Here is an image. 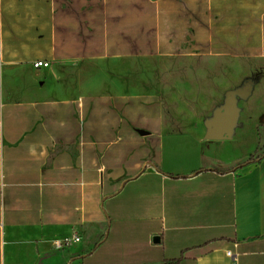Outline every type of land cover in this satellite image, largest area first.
Returning <instances> with one entry per match:
<instances>
[{
	"label": "crops",
	"instance_id": "obj_1",
	"mask_svg": "<svg viewBox=\"0 0 264 264\" xmlns=\"http://www.w3.org/2000/svg\"><path fill=\"white\" fill-rule=\"evenodd\" d=\"M0 56V264H264V0H0ZM143 58L208 66L168 101L84 69Z\"/></svg>",
	"mask_w": 264,
	"mask_h": 264
},
{
	"label": "rangeland",
	"instance_id": "obj_2",
	"mask_svg": "<svg viewBox=\"0 0 264 264\" xmlns=\"http://www.w3.org/2000/svg\"><path fill=\"white\" fill-rule=\"evenodd\" d=\"M207 66L208 64L205 62L143 58L100 61L92 63L84 69L87 72L91 71L92 79L98 82L119 81L145 93L163 91L168 101L176 97L174 86L178 81L188 80L189 83H194L193 79L197 78L198 74ZM192 75L194 76L192 77ZM212 93L215 94L211 91ZM211 98L215 101L218 100L215 96ZM181 99L184 100L186 97L182 95ZM204 100H206L205 95Z\"/></svg>",
	"mask_w": 264,
	"mask_h": 264
},
{
	"label": "water",
	"instance_id": "obj_3",
	"mask_svg": "<svg viewBox=\"0 0 264 264\" xmlns=\"http://www.w3.org/2000/svg\"><path fill=\"white\" fill-rule=\"evenodd\" d=\"M239 92H229L227 101L215 117V120L209 125L207 138L210 140H221L228 138L237 122L238 108L236 96Z\"/></svg>",
	"mask_w": 264,
	"mask_h": 264
},
{
	"label": "built area",
	"instance_id": "obj_4",
	"mask_svg": "<svg viewBox=\"0 0 264 264\" xmlns=\"http://www.w3.org/2000/svg\"><path fill=\"white\" fill-rule=\"evenodd\" d=\"M0 59H1V56H0ZM34 67L36 69H47V68L50 67V63L49 62H45V61H38V62H36L34 64ZM75 240L78 241V238H76ZM58 247L59 248H63V244H59Z\"/></svg>",
	"mask_w": 264,
	"mask_h": 264
},
{
	"label": "trees",
	"instance_id": "obj_5",
	"mask_svg": "<svg viewBox=\"0 0 264 264\" xmlns=\"http://www.w3.org/2000/svg\"><path fill=\"white\" fill-rule=\"evenodd\" d=\"M256 159V156H252L245 164H242V166L252 163ZM98 246V245H97ZM181 259L175 260L171 262L170 264H179Z\"/></svg>",
	"mask_w": 264,
	"mask_h": 264
}]
</instances>
